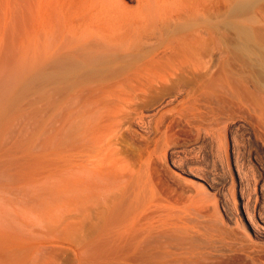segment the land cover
Wrapping results in <instances>:
<instances>
[{"label": "rangeland", "instance_id": "1", "mask_svg": "<svg viewBox=\"0 0 264 264\" xmlns=\"http://www.w3.org/2000/svg\"><path fill=\"white\" fill-rule=\"evenodd\" d=\"M139 1L121 0L124 15L143 11ZM184 1L193 15L172 26L214 27L216 73L228 57L221 40L236 39L229 21L264 34V0ZM238 2L250 5L238 11ZM71 3V26L98 27L78 0ZM17 23L0 27V264H264V237L241 221L240 194L254 195L264 177V140L255 139L248 109L230 116L209 104L189 124L176 115L178 102L151 100L132 112L117 155L106 138L109 117L142 88L145 76L135 70L143 62L117 65L124 70L116 76L55 79L53 60L33 57ZM155 29H141L146 47L170 38V30L159 37ZM103 90L113 92L107 103ZM164 111L157 125L152 117ZM156 126L179 137L168 146ZM235 165L245 170L240 185Z\"/></svg>", "mask_w": 264, "mask_h": 264}, {"label": "bare ground", "instance_id": "2", "mask_svg": "<svg viewBox=\"0 0 264 264\" xmlns=\"http://www.w3.org/2000/svg\"><path fill=\"white\" fill-rule=\"evenodd\" d=\"M120 1L78 0L77 9L86 11L88 9L91 20L99 23L98 27L86 28L71 26V0H0V27L8 29L11 22L17 21L25 31V44L32 49L30 52L33 57L53 60L52 73L55 79L64 78L66 81H71L76 74L90 78L93 76L99 78L108 74L116 76L124 70L119 69L120 66L117 65L132 61V58L143 62L139 63L140 69L135 70L138 78L145 76L142 88L136 90L133 95L132 92H128L127 100L119 103L109 117L112 119V130L106 138L109 139L108 145L113 147L117 155L120 150L117 149L116 144L124 141L127 132H132V117L136 116L135 114L132 116V112L137 111L141 106L142 108L151 106L149 103L154 99H159L161 104L164 101L166 104L168 99V105L178 102L176 115L189 124L196 123L209 104L218 106L223 112H227L228 109L230 116L245 115L247 113L245 110L248 109L250 119H255L253 126L259 130V133L256 131L254 133L255 139L264 140V97L258 95V93H264V34L258 32L259 29L255 31L257 29L252 30L245 24L235 23L232 20L228 22L227 26L235 32L236 39L221 40L228 57L225 65L216 73L214 71L213 38H216L214 27L197 30L195 26L183 24L172 26V22L187 20L193 15L188 11L187 2L184 0H140V8L144 9L136 17H132L124 15L125 8ZM249 5L248 2H238L236 10L242 11ZM124 21H130V23L120 24ZM147 25L154 26V29L155 26H159L157 30L155 29L157 33L154 32L159 37H164L170 30L171 33L168 35L170 38L162 43L158 40L160 44L146 47L144 44L147 43L143 42L144 34L141 29L146 28ZM14 26L17 25L14 24ZM7 34L10 35L8 30L4 32V36L6 37ZM225 35L223 34V37ZM224 47L222 46V49ZM146 51H150V54H144ZM100 86L107 85L100 84ZM101 91L99 95L102 98ZM106 91L103 90L105 93ZM110 92L106 93L108 96L103 93L108 97L103 96L105 99H102L103 101L112 99L109 95L111 96L113 92ZM166 112H161L158 120L157 116L152 117V121H156L157 124L165 117ZM95 118L97 120V117ZM173 118L176 119L177 116ZM150 121L148 120L151 125ZM90 125L91 123H88L89 132L87 133L91 137ZM156 129L161 134V141L169 142L168 146H171V140L179 137V131L173 133L167 131V128L161 130L157 126ZM253 144L255 145V142ZM256 150L257 148L255 152ZM235 169H237L240 185L245 177L243 175L245 170L242 172L239 165ZM261 182H264L262 175L258 180V189L253 187L257 191L254 195L245 194V192L240 194L247 218V222L244 219L241 221L247 225L255 239L264 237V189L262 185L260 186Z\"/></svg>", "mask_w": 264, "mask_h": 264}]
</instances>
